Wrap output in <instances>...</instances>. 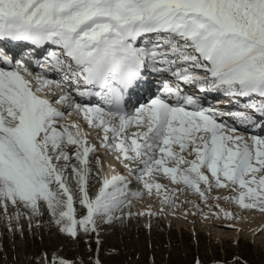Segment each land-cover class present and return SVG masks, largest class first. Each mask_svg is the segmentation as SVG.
Returning a JSON list of instances; mask_svg holds the SVG:
<instances>
[{
    "label": "snow or ice",
    "instance_id": "1",
    "mask_svg": "<svg viewBox=\"0 0 264 264\" xmlns=\"http://www.w3.org/2000/svg\"><path fill=\"white\" fill-rule=\"evenodd\" d=\"M221 201L264 214V0H0L8 233L23 239V219L87 244L100 222L239 223Z\"/></svg>",
    "mask_w": 264,
    "mask_h": 264
},
{
    "label": "rangeland",
    "instance_id": "2",
    "mask_svg": "<svg viewBox=\"0 0 264 264\" xmlns=\"http://www.w3.org/2000/svg\"><path fill=\"white\" fill-rule=\"evenodd\" d=\"M221 206L239 212V225L230 228L227 225L235 221H206L192 216L187 220L153 218L151 230L144 227L147 217L123 224L100 222L99 237L93 234L87 244L86 238L71 240L55 226H34L29 233L28 221L23 219L22 239L19 234L8 233L6 221L0 218V264H34L42 253H47L49 259L55 254L58 258L83 260L84 264H88L89 255H99L101 264H193L196 259L200 264H232L234 257L246 264H264V231H257L264 228L257 226L264 214L243 212L223 201Z\"/></svg>",
    "mask_w": 264,
    "mask_h": 264
},
{
    "label": "bare ground",
    "instance_id": "3",
    "mask_svg": "<svg viewBox=\"0 0 264 264\" xmlns=\"http://www.w3.org/2000/svg\"><path fill=\"white\" fill-rule=\"evenodd\" d=\"M151 91H152L153 93H155L154 87H152ZM148 96H149V93H148V92H145V93H143L142 95H141V94H136V98H135V100H133V102L143 103V102H145V101L147 100ZM109 159H110V158H109ZM137 208H139V206H138ZM259 222H260V223L257 224L258 228H259V227H264V226H263L264 218H263V219H260ZM234 224H235V225H239L238 223H235V222H234ZM255 228H256V227H255Z\"/></svg>",
    "mask_w": 264,
    "mask_h": 264
}]
</instances>
